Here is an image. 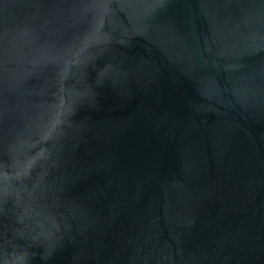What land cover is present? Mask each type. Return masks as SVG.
<instances>
[{
	"label": "water",
	"instance_id": "water-1",
	"mask_svg": "<svg viewBox=\"0 0 264 264\" xmlns=\"http://www.w3.org/2000/svg\"><path fill=\"white\" fill-rule=\"evenodd\" d=\"M0 264H264V0H0Z\"/></svg>",
	"mask_w": 264,
	"mask_h": 264
}]
</instances>
